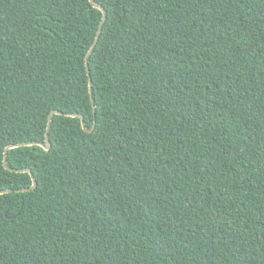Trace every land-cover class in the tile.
Here are the masks:
<instances>
[{
    "label": "trees",
    "instance_id": "trees-1",
    "mask_svg": "<svg viewBox=\"0 0 264 264\" xmlns=\"http://www.w3.org/2000/svg\"><path fill=\"white\" fill-rule=\"evenodd\" d=\"M93 1L90 97L101 11L0 0V264H264V0Z\"/></svg>",
    "mask_w": 264,
    "mask_h": 264
},
{
    "label": "water",
    "instance_id": "water-1",
    "mask_svg": "<svg viewBox=\"0 0 264 264\" xmlns=\"http://www.w3.org/2000/svg\"><path fill=\"white\" fill-rule=\"evenodd\" d=\"M90 4L92 5L93 8L101 11L102 13V17H101V20H100V23H99V26H98V29H97V33H96V36H95V39H94V42L92 44V46L89 48L86 56H85V66H86V69H87V75H88V83H89V94H90V97L92 95L91 93V90H92V83H91V79H90V75H89V70H88V58L91 54V52L93 51L97 41H98V38H99V34H100V31H101V27L106 19V12L104 11V9L99 6L98 4H96L93 0H89ZM91 103H92V106H94V102H93V99H91ZM94 109V107H93ZM53 114H58V115H61L60 112H56V111H52L49 116H48V123H47V127H46V132H45V145L43 144H40V143H23V144H18V145H15V146H9L7 148H5L4 150V156H3V166L4 168L7 169V166H6V156H7V151L9 149H12V148H15V147H20V146H31V145H38L39 147H42L44 150H48L50 148V143L48 141V130H49V125H50V121H51V116ZM71 117H78L81 121V127H82V130L85 131V132H91L90 130H87L86 129V126H85V123H84V120L82 118V116L80 115H77V114H73V115H69ZM12 171V170H11ZM16 172H22V173H28L30 174V177H31V180H32V185L29 189H23V190H17L16 192H25V191H28V190H32L34 189L35 187V180L32 176V173L30 170H16ZM8 191H3V192H0V194H4Z\"/></svg>",
    "mask_w": 264,
    "mask_h": 264
}]
</instances>
